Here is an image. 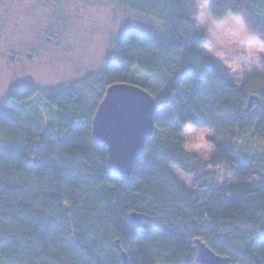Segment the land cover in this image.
Segmentation results:
<instances>
[{
  "label": "trees",
  "instance_id": "obj_1",
  "mask_svg": "<svg viewBox=\"0 0 264 264\" xmlns=\"http://www.w3.org/2000/svg\"><path fill=\"white\" fill-rule=\"evenodd\" d=\"M99 1L159 28H124L114 59L81 86L23 87L0 103V264H123L121 252L126 264H194L196 239L231 264H264V70L233 83L201 50L197 24L206 4L211 20L240 15L264 43V0ZM116 83L157 104L129 182L108 175L107 150L91 137ZM188 126L213 134L207 159L186 149ZM220 166L228 179L218 184ZM175 169L196 178L191 188ZM133 213L147 220L132 228ZM37 228L46 250H35Z\"/></svg>",
  "mask_w": 264,
  "mask_h": 264
},
{
  "label": "rangeland",
  "instance_id": "obj_2",
  "mask_svg": "<svg viewBox=\"0 0 264 264\" xmlns=\"http://www.w3.org/2000/svg\"><path fill=\"white\" fill-rule=\"evenodd\" d=\"M197 13L198 31L205 36L201 50L227 78L241 85L264 70V43L246 30L240 15L229 13L215 22L206 4H198ZM126 27L159 28L148 18L99 0H0V103L23 87L69 89L98 77L106 61L114 59V42ZM34 50L38 57L22 61L12 62L6 55ZM49 111H41L44 132L52 130ZM182 135L188 151L210 156L212 133L188 126ZM212 171L218 184L227 181L225 167ZM173 172L186 188L193 186L194 176ZM35 240V250H46L39 228Z\"/></svg>",
  "mask_w": 264,
  "mask_h": 264
},
{
  "label": "water",
  "instance_id": "obj_3",
  "mask_svg": "<svg viewBox=\"0 0 264 264\" xmlns=\"http://www.w3.org/2000/svg\"><path fill=\"white\" fill-rule=\"evenodd\" d=\"M104 94L91 121V137L107 150L108 175L129 182L132 169L153 131L157 104L150 94L132 83L110 85ZM254 99V96L248 97L244 113L249 112ZM144 220H147L145 215L133 213L127 223L134 228ZM192 244L194 264H231L227 257L215 254L201 240L196 239ZM114 246L119 248L117 241ZM121 256L126 264L123 252Z\"/></svg>",
  "mask_w": 264,
  "mask_h": 264
},
{
  "label": "flooded vegetation",
  "instance_id": "obj_4",
  "mask_svg": "<svg viewBox=\"0 0 264 264\" xmlns=\"http://www.w3.org/2000/svg\"><path fill=\"white\" fill-rule=\"evenodd\" d=\"M35 51V50H34ZM33 52V51H32ZM22 53V52H8L6 53L7 57L12 61V62H16V61H22L25 57H33L34 54H36V56H39V52L35 51L34 53ZM24 55V56H23Z\"/></svg>",
  "mask_w": 264,
  "mask_h": 264
}]
</instances>
